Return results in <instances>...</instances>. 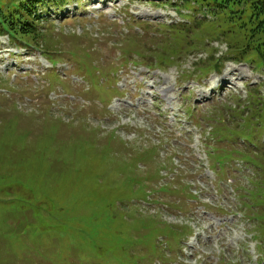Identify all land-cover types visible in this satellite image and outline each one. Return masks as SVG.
<instances>
[{"label":"rangeland","instance_id":"rangeland-1","mask_svg":"<svg viewBox=\"0 0 264 264\" xmlns=\"http://www.w3.org/2000/svg\"><path fill=\"white\" fill-rule=\"evenodd\" d=\"M150 1L58 0L28 57L0 38V264H264V2ZM37 46L51 67L25 75ZM132 68L152 94L122 87Z\"/></svg>","mask_w":264,"mask_h":264},{"label":"trees","instance_id":"trees-1","mask_svg":"<svg viewBox=\"0 0 264 264\" xmlns=\"http://www.w3.org/2000/svg\"><path fill=\"white\" fill-rule=\"evenodd\" d=\"M204 1L207 5L211 2V0ZM214 1L218 3L220 0ZM226 1L229 5H231L232 3L237 4L240 0ZM252 1L255 0H249L248 3ZM259 1L264 2V0ZM57 3L58 0H0V33H3V31L6 30L12 33L14 38L38 42L36 37H38V29H40L42 15L45 14L40 10V8H43L44 6L50 7L51 4L52 6H58ZM259 14L262 18L258 21L255 28H253L254 32L252 36L256 31V34L260 38H264V9L261 10ZM256 19L258 20L259 16ZM238 21H240L239 27L242 26L244 20H241L240 18ZM3 26L6 27L5 30L3 29ZM246 26L248 25L245 24L244 27ZM251 37L249 34L250 40L252 39ZM262 45L263 44L258 43V46Z\"/></svg>","mask_w":264,"mask_h":264},{"label":"bare ground","instance_id":"bare-ground-1","mask_svg":"<svg viewBox=\"0 0 264 264\" xmlns=\"http://www.w3.org/2000/svg\"><path fill=\"white\" fill-rule=\"evenodd\" d=\"M138 9H139V8L137 7V10H138ZM136 14L139 15L140 17H144V16H145V18L148 17V16H150V15L148 14V12H146V11H144V10H143V11H140V12H138V13H136ZM2 59H3V58H2ZM2 59H1V60H2ZM32 60H33V59H32ZM32 60L29 59V58H28V59H25L26 62H29V61H32ZM28 68H30V67H28ZM35 71H37V70H35ZM229 74H230V75H233V74H234V70L229 71ZM138 76H139V80H137V81H135V82H133V83L139 85V86L142 87V88H147V89H148V93L152 94V92L156 90V87H155L156 82H154L153 80H152V81L150 80V78H151L152 76H148L147 73H139ZM225 76H226V78L223 77V78H222L223 80H224V79H225V81H226V80H230V78H228V77H229L228 73H227ZM143 78H144V81H143ZM211 81H212V84L214 85V79H213V78H211ZM150 82H151V83H150ZM126 86H127V84H126ZM165 90H166V89H162V92H165ZM167 99H168L169 102H170V103L167 104V106H168L167 109L174 111L173 108H172V103H171L173 99H171V97H169V98H167ZM138 101H139V100H138ZM138 101H137V104H136V105H132L131 103H127L126 105H122L120 102L116 103V107H117V109H118V113L121 114V115H123L124 117H126V114H129V112H130V110H131L132 108H137V106H138ZM34 102H38V100H36V101H34ZM146 113H147V110H144L142 113H137V117H138V116H140V117H142V118L144 117L143 120H144V119L147 120L148 117H146ZM163 113H165V111H163ZM120 123H121V122H120ZM125 124H127V123H125ZM125 124H119V125H120V127H128V128H129L128 125L124 126Z\"/></svg>","mask_w":264,"mask_h":264}]
</instances>
